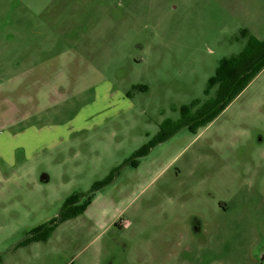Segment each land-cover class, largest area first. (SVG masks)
Instances as JSON below:
<instances>
[{"label": "rangeland", "instance_id": "374dc122", "mask_svg": "<svg viewBox=\"0 0 264 264\" xmlns=\"http://www.w3.org/2000/svg\"><path fill=\"white\" fill-rule=\"evenodd\" d=\"M210 8L0 0V264H264V70L211 123L180 128L125 165L162 126L181 125L182 107L194 115L213 98L220 61L243 51L238 24ZM253 32L262 37V26ZM31 67L36 79L20 85ZM72 123L69 141L24 158ZM111 175L92 217L15 248ZM219 202L232 212L223 217Z\"/></svg>", "mask_w": 264, "mask_h": 264}, {"label": "trees", "instance_id": "16d2710c", "mask_svg": "<svg viewBox=\"0 0 264 264\" xmlns=\"http://www.w3.org/2000/svg\"><path fill=\"white\" fill-rule=\"evenodd\" d=\"M263 69L264 40L258 41L254 37H249L243 51L236 56L221 60L214 76L209 79L208 88L217 87L215 96L198 108L194 115L190 114L188 107H182L181 125L172 132H164V126H162L156 141L152 142L153 144L149 145L147 150L135 154L125 165H134L137 158L146 156L151 147L168 140L180 128L188 127L191 131H194L199 127H204L211 123ZM112 181L113 177L111 175L103 182L94 185L92 190L87 194L78 197L73 196L68 199L60 211L59 223L83 214L94 192L109 185ZM82 197H84V203L79 208H75V205H79L77 201ZM56 224L52 226H48V224L39 226L28 236L17 242L15 248L32 242L46 241L50 231Z\"/></svg>", "mask_w": 264, "mask_h": 264}, {"label": "crops", "instance_id": "0c3cea01", "mask_svg": "<svg viewBox=\"0 0 264 264\" xmlns=\"http://www.w3.org/2000/svg\"><path fill=\"white\" fill-rule=\"evenodd\" d=\"M209 12L213 16H215L216 19H220V18H224V17L225 18H227V17L232 18L233 21H235V23L238 24L237 30H239V35L241 36V35L245 34L244 36H241V39L245 40V45H246L249 37H254L258 41L264 40V0H244L242 2H237V3H232V0H211V8L209 9ZM243 21H245V22H243ZM260 26H262V37H261V35H257L253 32V30H255V29H257V30L259 29V32H260ZM234 56H236V55H234ZM262 71L260 73H262ZM260 73L257 76H259ZM257 76L247 85V87L257 78ZM36 77H37V71L31 67V69L28 72H24L23 76L20 77V79L23 80V81H21L20 85L26 84L24 79L25 80H27V79H31V80L33 79L34 80V79H36ZM47 84L49 85V82L46 80L44 91H43L44 93L40 94V95L46 96V98H48L50 96V94H48L49 86ZM33 85L35 86L34 88H36L35 89L36 92L34 94V97H31L30 103L34 107L36 106V111L33 114L29 113V117H32L35 114H37V98L39 96V92H38L39 83H38V81L36 83L29 82L30 88H33ZM215 90H217V87L215 88ZM253 106L256 107L257 105H253ZM254 109H256V108H254ZM76 131L77 130L74 129V123L67 124L64 131H62L63 135H58L54 138H46L47 143H45V145L38 146L39 145L38 144L37 146H35V148L33 150H31V149L24 150L23 156L26 160H38V159L42 158L43 156H47L48 154L44 153V152L49 149L48 143H50V145L52 147H54L55 144L61 145L65 142L69 141L71 135ZM42 143H44V142H42ZM42 180L44 182H47L48 181L47 175H44V177H42ZM82 198H84V197H82ZM82 198H80V199L82 200ZM89 208H90V205L85 209L83 214H81L77 217H88L89 215L91 216V214L89 213ZM218 210H220L222 216L225 217L232 212V206L228 205V203H225V202H219L218 203ZM258 218L260 219L261 216H258ZM101 226H103V225H101Z\"/></svg>", "mask_w": 264, "mask_h": 264}, {"label": "water", "instance_id": "95a60500", "mask_svg": "<svg viewBox=\"0 0 264 264\" xmlns=\"http://www.w3.org/2000/svg\"><path fill=\"white\" fill-rule=\"evenodd\" d=\"M80 200H81V199H80ZM80 200H79V201H80ZM59 215H60V213L58 214V218L56 219V221H55L54 223H52V224H48V226H52V225L58 223V222H59Z\"/></svg>", "mask_w": 264, "mask_h": 264}, {"label": "flooded vegetation", "instance_id": "af4514ba", "mask_svg": "<svg viewBox=\"0 0 264 264\" xmlns=\"http://www.w3.org/2000/svg\"><path fill=\"white\" fill-rule=\"evenodd\" d=\"M81 201H84V198H82V200Z\"/></svg>", "mask_w": 264, "mask_h": 264}]
</instances>
